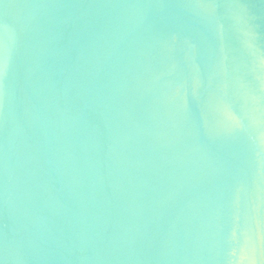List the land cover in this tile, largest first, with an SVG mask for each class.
Here are the masks:
<instances>
[{"label":"water","instance_id":"1","mask_svg":"<svg viewBox=\"0 0 264 264\" xmlns=\"http://www.w3.org/2000/svg\"><path fill=\"white\" fill-rule=\"evenodd\" d=\"M0 264H264V0H0Z\"/></svg>","mask_w":264,"mask_h":264}]
</instances>
